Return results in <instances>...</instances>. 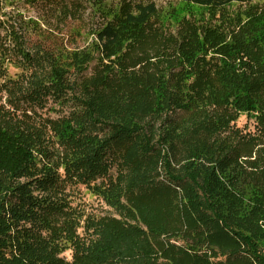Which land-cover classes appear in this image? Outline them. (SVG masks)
Instances as JSON below:
<instances>
[{
    "label": "trees",
    "instance_id": "16d2710c",
    "mask_svg": "<svg viewBox=\"0 0 264 264\" xmlns=\"http://www.w3.org/2000/svg\"><path fill=\"white\" fill-rule=\"evenodd\" d=\"M23 1L0 6V264H264V3ZM119 178L118 216L74 201Z\"/></svg>",
    "mask_w": 264,
    "mask_h": 264
},
{
    "label": "rangeland",
    "instance_id": "374dc122",
    "mask_svg": "<svg viewBox=\"0 0 264 264\" xmlns=\"http://www.w3.org/2000/svg\"><path fill=\"white\" fill-rule=\"evenodd\" d=\"M159 3L163 2L164 0H155ZM178 1V0H172ZM260 2L264 3V0H260ZM0 6H3V10H9L13 7L18 8L22 11H25L27 15H34L35 11L31 10L28 5H25L23 0H18L11 4H4L2 0H0ZM10 73H14L16 69L13 67H9ZM236 125L241 128L243 131H253V121L248 120L244 115L240 116L236 121ZM113 176L117 174L116 168L113 167L110 172ZM123 180V179H122ZM122 180L119 178L117 180L118 188H111L108 189L106 194L101 197L94 193L89 192L88 190L84 189L83 187H78L77 190L74 191V201L79 203L80 206L84 207L86 213H93L94 215L99 214H111L114 216H118V205H116V201H122L119 198V194L117 191L119 190L120 185L122 184ZM76 195V196H75Z\"/></svg>",
    "mask_w": 264,
    "mask_h": 264
}]
</instances>
